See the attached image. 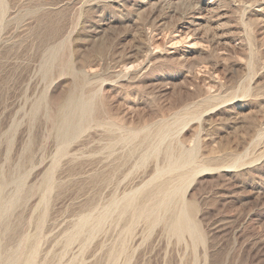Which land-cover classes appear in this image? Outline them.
<instances>
[{"label": "rangeland", "instance_id": "rangeland-1", "mask_svg": "<svg viewBox=\"0 0 264 264\" xmlns=\"http://www.w3.org/2000/svg\"><path fill=\"white\" fill-rule=\"evenodd\" d=\"M12 262L264 264V0H0Z\"/></svg>", "mask_w": 264, "mask_h": 264}, {"label": "bare ground", "instance_id": "bare-ground-1", "mask_svg": "<svg viewBox=\"0 0 264 264\" xmlns=\"http://www.w3.org/2000/svg\"><path fill=\"white\" fill-rule=\"evenodd\" d=\"M147 187V186H146ZM145 187V188H146ZM139 190V189H138ZM137 190V191H138ZM137 193V192H136ZM136 195V194H135ZM138 195V194H137ZM136 195V196H137ZM133 196H134V194H133ZM132 197V196H131ZM128 198H129V196H128ZM134 198H135V196H134ZM133 200V199H132ZM128 202V201H127ZM183 217V216H182ZM184 217H183V219L182 218H180V220H177L175 223H174V228H175V230L177 231V233H181L183 230H184V228L186 227L185 226V224H184ZM12 264H13V262H12Z\"/></svg>", "mask_w": 264, "mask_h": 264}]
</instances>
